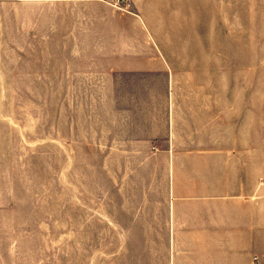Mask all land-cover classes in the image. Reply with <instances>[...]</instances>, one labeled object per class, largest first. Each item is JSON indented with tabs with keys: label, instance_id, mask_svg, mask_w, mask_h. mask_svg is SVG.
<instances>
[{
	"label": "crops",
	"instance_id": "0c3cea01",
	"mask_svg": "<svg viewBox=\"0 0 264 264\" xmlns=\"http://www.w3.org/2000/svg\"><path fill=\"white\" fill-rule=\"evenodd\" d=\"M197 8L0 0V70L46 72V86L72 88L63 117L121 200L111 206L125 222H110L109 264H264L263 196L247 189L239 121L215 115L212 98L186 110L159 41L161 32L195 37Z\"/></svg>",
	"mask_w": 264,
	"mask_h": 264
},
{
	"label": "rangeland",
	"instance_id": "374dc122",
	"mask_svg": "<svg viewBox=\"0 0 264 264\" xmlns=\"http://www.w3.org/2000/svg\"><path fill=\"white\" fill-rule=\"evenodd\" d=\"M192 19L195 37L159 40L176 93L186 110L212 98L215 115L239 121L247 189L262 192L264 217V0H198ZM45 74L0 70V264H109L121 200L63 117L72 88L46 86Z\"/></svg>",
	"mask_w": 264,
	"mask_h": 264
},
{
	"label": "built area",
	"instance_id": "2783aa9c",
	"mask_svg": "<svg viewBox=\"0 0 264 264\" xmlns=\"http://www.w3.org/2000/svg\"><path fill=\"white\" fill-rule=\"evenodd\" d=\"M129 1L130 0H110V3L119 9H126Z\"/></svg>",
	"mask_w": 264,
	"mask_h": 264
}]
</instances>
